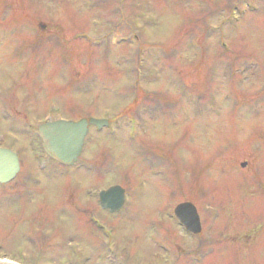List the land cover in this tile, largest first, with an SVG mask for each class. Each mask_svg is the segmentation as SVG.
<instances>
[{
    "label": "rangeland",
    "instance_id": "374dc122",
    "mask_svg": "<svg viewBox=\"0 0 264 264\" xmlns=\"http://www.w3.org/2000/svg\"><path fill=\"white\" fill-rule=\"evenodd\" d=\"M60 116L110 120L70 167L37 135ZM0 145L22 158L0 257L264 264V0H0ZM111 184L115 213L97 205ZM187 200L197 236L171 218Z\"/></svg>",
    "mask_w": 264,
    "mask_h": 264
},
{
    "label": "water",
    "instance_id": "95a60500",
    "mask_svg": "<svg viewBox=\"0 0 264 264\" xmlns=\"http://www.w3.org/2000/svg\"><path fill=\"white\" fill-rule=\"evenodd\" d=\"M106 119L81 118L77 121L58 119L47 121L39 125V136L42 138V146L54 159L63 164L73 163L82 151L88 125L98 127L107 125ZM246 163H242L245 166ZM19 160L15 152L9 148L0 147V182H7L19 171ZM124 189L119 185H112L100 191L98 204L111 212L118 211L124 202ZM175 214L179 223L188 230L198 232L200 230L199 217L194 205L183 202L176 206ZM0 264H16L0 260Z\"/></svg>",
    "mask_w": 264,
    "mask_h": 264
},
{
    "label": "trees",
    "instance_id": "16d2710c",
    "mask_svg": "<svg viewBox=\"0 0 264 264\" xmlns=\"http://www.w3.org/2000/svg\"><path fill=\"white\" fill-rule=\"evenodd\" d=\"M240 1V0H239ZM131 39L132 40H130L131 41V43H135V44H140V41L138 40V38L136 37V35H135V33H132L131 34ZM143 52H144V50L143 49H141ZM142 53V52H141ZM144 62V60H141V63H143ZM144 64V63H143ZM143 69V66H141V70Z\"/></svg>",
    "mask_w": 264,
    "mask_h": 264
}]
</instances>
